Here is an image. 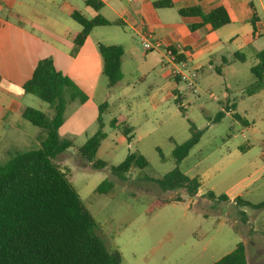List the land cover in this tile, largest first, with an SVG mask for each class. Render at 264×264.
Masks as SVG:
<instances>
[{
    "label": "rangeland",
    "instance_id": "374dc122",
    "mask_svg": "<svg viewBox=\"0 0 264 264\" xmlns=\"http://www.w3.org/2000/svg\"><path fill=\"white\" fill-rule=\"evenodd\" d=\"M255 62V58L246 52V61L236 64L238 74L225 78L230 83L231 102L240 103L242 107H247L250 101L246 91L255 82L250 70ZM164 67L165 74L169 73L171 67ZM124 70L128 75L142 69L138 68V62L127 60ZM207 79L214 86L210 92L206 91ZM223 79L214 71H207L201 77L202 86L199 84L197 92L186 90L181 83L180 88L187 93L183 111L172 99L159 101L154 110L147 98L148 83L136 87L140 104L148 108L137 115L136 136L129 144L110 126V121L125 113L126 106L135 109L136 104L130 97L133 94L125 99L121 86L110 88L106 76H101L94 100L107 102L109 108L104 114L103 129L107 138L102 141L96 159L117 166L129 154L139 153L148 165L133 167L120 177L113 174L109 166L96 170L82 159L78 149L99 131L97 122L55 162L66 172L97 222L102 240L109 249L120 253L121 264H214L242 241L246 242L248 263L264 264V208H240L235 202H218L206 196L213 192L216 197L241 196L253 204L264 202V113L249 110L245 115L241 110L240 115L246 116L250 123L245 127L230 116L211 124L210 120L220 110L214 99L223 97L220 85ZM167 81L168 77L163 76L156 84L162 86ZM35 99L37 103L47 105L39 98ZM52 114L53 111L49 115ZM26 123L30 128L28 132L39 129ZM190 123L204 130V134L179 168L186 175L199 178L202 195L198 197H190L185 190L164 192L155 182L176 167L172 152L175 144L190 138ZM1 136L0 132L2 165L11 158L6 153L8 149L14 153L41 148L38 138L27 145L22 139L24 133L15 146ZM105 180L111 181L113 187L100 194L96 189ZM242 211L247 216H243Z\"/></svg>",
    "mask_w": 264,
    "mask_h": 264
},
{
    "label": "crops",
    "instance_id": "0c3cea01",
    "mask_svg": "<svg viewBox=\"0 0 264 264\" xmlns=\"http://www.w3.org/2000/svg\"><path fill=\"white\" fill-rule=\"evenodd\" d=\"M86 1L0 0L1 139L11 141L15 146L23 133L22 139L27 145L36 138H42L41 129L28 132V121L22 117V112L29 107L50 114L52 109L49 104L37 103L34 95L23 91V85L30 79L40 60L51 58L57 70L88 97L83 104L72 103V107V104L68 106L65 122L59 129L61 139L75 144L97 122L98 107L107 103L94 100L103 76L99 44L121 45L124 48L123 78L112 88L121 86V94L125 99L133 94L130 97L136 106L135 109H127L126 106L125 113L114 116L110 126L114 119L118 124L129 125L132 128L130 141L118 128L113 127L129 144L136 136L137 115L148 108L140 104V93L136 87L140 88L148 83L147 98L154 110L159 101L172 99L175 102L177 98L181 100L184 109L187 93L180 88L181 83L173 79L171 69L165 74V65L172 68L165 54V49L168 48L177 53L180 59L199 69L200 87L201 77L207 71H214L219 78H224L220 83L223 97L214 99L220 107L217 113H225L222 120L230 116L245 127L250 123L246 116L240 115L241 110L245 115H248L249 110L256 114L264 113V88L254 94L246 91L250 101L247 107H242L240 103L231 102L230 83L225 81L227 76L238 74L236 64L246 61V52L255 58L254 65L258 63L257 56L264 50V0H99L103 3L99 12L88 6ZM167 2L171 6H167ZM215 6L224 7L230 17V23L219 29H213L209 24L202 25L203 19L200 16L180 14L182 10L198 7L206 15ZM74 12H79L88 19L101 15L109 21H121L124 27L94 28L80 50L73 54L74 37L82 31V26L73 18ZM107 28L116 30L110 31ZM143 31L150 32L154 39L160 40L163 48L159 51H144L138 39V33ZM127 60L138 62V68L142 70L127 75L124 70ZM126 76L130 77L127 79ZM163 76H167L168 81L159 86L156 83ZM136 79L140 84L138 86ZM207 84L206 91L210 92L214 88L213 82L207 79ZM211 120L210 123L215 124ZM10 151L12 150L8 149L6 153L10 154ZM201 195L200 188L196 197ZM237 197L241 196L228 198L229 203H234Z\"/></svg>",
    "mask_w": 264,
    "mask_h": 264
},
{
    "label": "trees",
    "instance_id": "16d2710c",
    "mask_svg": "<svg viewBox=\"0 0 264 264\" xmlns=\"http://www.w3.org/2000/svg\"><path fill=\"white\" fill-rule=\"evenodd\" d=\"M86 4L97 12L103 7L99 0H87ZM166 4L171 6L168 2ZM180 14L200 16L203 19L202 25L209 24L213 29L230 23V17L222 6L213 7L206 15L198 7L182 10ZM73 18L82 26V31L74 37L73 54L80 50L94 28L124 27L121 21H109L101 15L88 19L79 12H74ZM99 52L103 60V75L112 88L123 78L124 48L121 45L99 44ZM257 58L258 63L250 69L255 82L248 88V94L264 88V50ZM23 91L49 104L53 114L50 116L26 107L22 117L41 129V148L10 152L9 162L0 164V264H121L120 253L109 249L102 240L97 222L84 206L66 172L55 162L60 154L73 145L59 135L68 106L72 103L83 104L88 97L57 70L51 58H44L37 63L32 76L23 85ZM181 103L180 99L175 100V104L183 111ZM107 108V103L98 107L99 131L78 149V155L96 170L109 166L96 159L101 143L107 137L103 132V117ZM224 115V112H219L211 121L218 123ZM111 127L118 128L131 140L132 128L129 125L118 124L114 119ZM189 131L190 138L181 144H175L172 152L176 167L155 182L164 192L185 190L187 195L195 197L201 188V182L198 177L183 173L179 165L199 144L204 130L190 123ZM147 165L148 161L143 155L131 153L122 163L109 166V169L113 174L124 177L133 167L144 168ZM112 187L113 183L105 180L96 191L103 194ZM206 196L218 202H229L226 195L216 197L213 192H209ZM180 200L182 198L177 201ZM234 202L240 208H264V202L253 204L242 197H237ZM241 213L246 216L244 211ZM214 264H248L245 244L238 243L234 250Z\"/></svg>",
    "mask_w": 264,
    "mask_h": 264
},
{
    "label": "built area",
    "instance_id": "2783aa9c",
    "mask_svg": "<svg viewBox=\"0 0 264 264\" xmlns=\"http://www.w3.org/2000/svg\"><path fill=\"white\" fill-rule=\"evenodd\" d=\"M138 39L146 52L159 51L163 48L162 42L154 39L150 32L138 33ZM165 54L172 65L171 76L173 79L183 83L186 90L197 92L200 77L199 69L191 66L188 61L180 59L179 55L170 48L165 49Z\"/></svg>",
    "mask_w": 264,
    "mask_h": 264
}]
</instances>
